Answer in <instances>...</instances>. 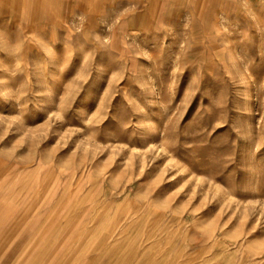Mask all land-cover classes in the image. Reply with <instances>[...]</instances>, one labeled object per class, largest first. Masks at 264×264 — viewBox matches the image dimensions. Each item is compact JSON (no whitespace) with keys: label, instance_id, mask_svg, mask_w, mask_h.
<instances>
[{"label":"rangeland","instance_id":"rangeland-1","mask_svg":"<svg viewBox=\"0 0 264 264\" xmlns=\"http://www.w3.org/2000/svg\"><path fill=\"white\" fill-rule=\"evenodd\" d=\"M30 5L0 18V187L60 226L42 264H264V0Z\"/></svg>","mask_w":264,"mask_h":264},{"label":"crops","instance_id":"crops-1","mask_svg":"<svg viewBox=\"0 0 264 264\" xmlns=\"http://www.w3.org/2000/svg\"><path fill=\"white\" fill-rule=\"evenodd\" d=\"M0 1V18H12L18 11H28L31 3H36L38 11H47L51 17H57L60 16L62 2L70 4L75 0ZM92 1L102 3L105 0ZM11 198L0 187V264H42L50 242L60 237V226L53 223L49 227L50 218L44 217V208H30L28 203L15 204ZM45 237H50L47 244H44Z\"/></svg>","mask_w":264,"mask_h":264},{"label":"bare ground","instance_id":"bare-ground-1","mask_svg":"<svg viewBox=\"0 0 264 264\" xmlns=\"http://www.w3.org/2000/svg\"><path fill=\"white\" fill-rule=\"evenodd\" d=\"M0 2H1V1H0ZM4 2H5V1H4ZM105 2H106V0H105ZM116 2H117V1H116ZM60 3H61V2H60ZM102 3H103V2H102ZM133 3H135V2H133ZM21 4H22V3H21ZM112 4H113V3H112ZM5 5H6V4H5ZM59 6H60V5H59ZM4 7H5V6H4ZM17 7H18V5H17ZM20 7H21V6H20ZM95 7H98L97 4L95 5ZM156 7H157V6H156ZM156 7H155V8H156ZM59 8H60V7H59ZM101 8H102V7H101ZM97 9H98V8H97ZM168 9H169V8H168ZM16 11H17V10H16ZM39 11H40V10H39ZM154 12H155V11H154ZM16 13H17V12H16ZM57 13H58V12H57ZM166 13H167V12H166ZM95 14L98 15L99 13H98V14L95 13ZM58 16H59V15H58ZM58 16H57V17H58ZM84 16H85V15H84ZM57 17H56V18H57ZM20 18H21V17H20ZM164 18H165V17H164ZM14 20H15V19H14ZM22 20H23V19H22ZM58 20H59V19H58ZM12 22H13V21H12ZM153 22H154V21H153ZM57 23H58V22H57ZM47 24H48V23H47ZM58 24H59V23H58ZM55 26H56V25H55ZM50 27H51V26H50ZM27 28H28V27H27ZM50 29H52V28H50ZM117 32H118V31H117ZM29 34H30V33H29ZM13 187H14V185H13ZM13 192H14V191H13ZM13 192H12V193H13ZM9 193H10V192H9ZM10 195H11V194H10ZM8 199H9V198H8ZM3 201H4V200H3ZM57 203H58V202H57ZM33 204H34V203H33ZM26 206H27V205H26ZM29 207H30V206H29ZM52 213H53V212H52ZM25 214H26V213H25ZM37 226H38V225H37ZM40 229H41V228H40ZM27 230H28V229H27ZM27 230H26V231H27ZM30 234H31V233H30ZM28 237H29V236H28ZM30 251H31V250H30ZM27 254H28V253H27Z\"/></svg>","mask_w":264,"mask_h":264}]
</instances>
